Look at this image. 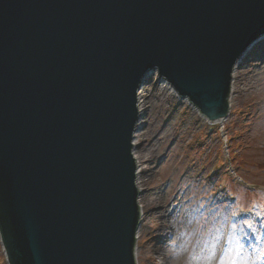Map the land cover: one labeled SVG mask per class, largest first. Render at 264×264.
Listing matches in <instances>:
<instances>
[{
  "label": "water",
  "instance_id": "1",
  "mask_svg": "<svg viewBox=\"0 0 264 264\" xmlns=\"http://www.w3.org/2000/svg\"><path fill=\"white\" fill-rule=\"evenodd\" d=\"M264 38V0H0V238L8 264H138V92L211 121Z\"/></svg>",
  "mask_w": 264,
  "mask_h": 264
},
{
  "label": "rangeland",
  "instance_id": "2",
  "mask_svg": "<svg viewBox=\"0 0 264 264\" xmlns=\"http://www.w3.org/2000/svg\"><path fill=\"white\" fill-rule=\"evenodd\" d=\"M234 80L229 117L216 124L165 93L158 74L143 86L134 133L147 157L136 161L145 195L139 264H264V39ZM176 213L189 217L168 226ZM160 245L167 260L152 251ZM0 264H8L1 242Z\"/></svg>",
  "mask_w": 264,
  "mask_h": 264
},
{
  "label": "bare ground",
  "instance_id": "3",
  "mask_svg": "<svg viewBox=\"0 0 264 264\" xmlns=\"http://www.w3.org/2000/svg\"><path fill=\"white\" fill-rule=\"evenodd\" d=\"M253 47V46H252ZM251 47V48H252ZM251 48L248 50V52L245 54V55H247L250 51H251ZM237 69V68H236ZM236 69H235V71H234V73H233V76H235V73H236ZM235 85V80H234V78H233V86H232V91L234 90V86ZM143 88L144 87H142V89H140L139 90V92H138V108H139V110L142 112V109L143 108H145V97H143L144 95H146L144 92H143ZM161 88H163L164 89V91H165V93L166 92H169V93H171V94H174V90H173V88H171V86L168 84V83H166L165 81H162V87ZM232 95H231V104H232ZM140 120H141V117H140ZM224 121V120H223ZM141 123V121L138 123V125ZM145 125L146 124H144V123H142V126H141V128H143L144 129V127H145ZM138 128L140 129V127L138 126ZM138 129V130H139ZM136 137L135 138H137V137H139V133H136V135H135ZM140 136H142V134H140ZM134 138V137H133ZM133 139V153H134V156H135V159H136V161L137 160H139V161H142V159H144V160H146V155L145 154H143V153H140V151L137 149V145H138V142L136 141V139ZM139 169V168H138ZM142 171H141V169L140 170H138L137 171V178H136V181H137V185L139 186L140 185V182H141V173ZM140 187V186H139ZM144 197H145V195H143V196H140V198H139V204H140V207H142V203L144 202ZM142 202V203H141ZM145 203V202H144ZM149 204L151 205V204H153V202H149ZM148 204V205H149ZM143 208V207H142ZM151 214V213H150ZM177 214L178 213H176V216H173V221H174V223H172V224H168V226H170V225H172L174 228H177V226H178V223L180 224V223H185V221H186V219L189 217V216H186V219L184 220V219H182V218H180L179 219V221L177 220ZM154 215V214H153ZM155 216V215H154ZM167 223V222H166ZM165 223V224H166ZM164 224V225H165ZM189 224V223H188ZM186 225V224H185ZM143 226H142V223H141V225H140V228H139V231H138V234H137V239H140L141 238V232H142V230H143V228H142ZM168 231V230H167ZM163 245H160V246H158V247H156L155 249H152V251L154 252V254H156L157 255V257L158 258H160V259H166V258H170L169 256L170 255H168L167 254V251L165 250L164 251V249H163V247H162ZM138 251V250H137ZM138 252H136V256H137V260H138ZM167 260V259H166ZM155 261H157V260H155ZM156 262H154L153 261V264H155Z\"/></svg>",
  "mask_w": 264,
  "mask_h": 264
}]
</instances>
